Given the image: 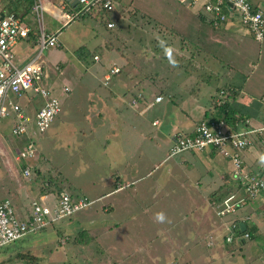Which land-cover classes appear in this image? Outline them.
<instances>
[{
	"label": "rangeland",
	"instance_id": "obj_1",
	"mask_svg": "<svg viewBox=\"0 0 264 264\" xmlns=\"http://www.w3.org/2000/svg\"><path fill=\"white\" fill-rule=\"evenodd\" d=\"M119 1H122L120 6L116 4V7L109 12L110 17L105 16L113 20L114 27L106 30L101 23L98 21L94 23L91 20L89 24L95 26L97 33L106 30L105 36L110 38V41L106 40L111 44V49L108 50L111 51L110 53L120 46L118 51L135 62L131 52H137L138 55L134 54L138 56L137 65L141 73L148 75L150 84L153 82L171 87L181 79L183 83H188V89L195 90L198 88L196 84L204 79L205 87L213 91L229 83H236L239 88H242L244 94L256 93V99L258 98L257 92L261 86L256 87V80L259 77L263 82L264 76L259 74L261 66L264 68V65L258 67L259 70L254 71L256 73L247 74L251 70L249 62L252 59L255 62L256 49L259 47V44L251 37L240 38L231 29L225 30L228 34L226 35L218 31L222 28L213 27L207 21L199 22L196 10L200 3L188 6L177 0ZM18 12L22 11L18 10ZM117 13L119 19L115 21ZM97 17L101 18L100 15ZM41 19L47 31V22L51 19L44 12L41 13ZM81 22V20L72 21L65 26H59L62 21L58 22V25L55 24L56 30H59L58 39L61 41L60 49H56L69 56L75 69L72 73L70 71L66 74L71 86L67 96L61 102L60 112L43 133L31 137L36 145L37 162L31 168L33 174L31 173L28 181L21 176L20 161L15 160L16 150L24 139L10 134L11 116L0 117V200L11 199L13 209L16 208L21 213L20 210L23 209L24 204L26 202L28 204L30 198L38 194L39 184L45 186L46 181L52 178L62 187L61 190L71 195H84L88 199L97 200L70 219L60 221L61 223L57 222L56 225L49 226V229L46 228L42 232H30L23 240L18 239L0 249V264H24V260L17 254H27L30 256L29 260L33 256L36 258L35 264H180L179 259L184 253L181 242H185L188 237H196L200 240L197 247L208 249L209 246H205V243L211 236L217 239L213 245L224 253V257L222 254L221 258L240 259L237 240L230 243L224 242L226 229L216 228V222H222L231 217L216 215L218 202L224 195V189L217 190L215 186L207 187L200 190L201 194H198V191L186 193L185 184L179 186L184 183L180 178L186 171L182 167L178 168L175 161L185 157L186 153L163 160L168 145L158 143L149 149L141 147V150L134 153L138 159L135 157V160H129L131 164L133 162L137 164V170L131 173L130 167L125 168L134 182L128 188L122 187L114 191L116 189L114 183L122 172L120 165L122 156L124 153L132 152L133 133L131 129L127 134L121 131L122 134L118 136V139L112 141V146L118 153L115 159L110 151H107L113 150L110 145L105 146L107 153L101 152L103 150L101 146L89 148V133L94 132L100 138L109 123L111 126L116 125L114 117L106 124L98 122L100 99L108 100V102L112 99H120L124 92L121 93L118 90L117 94L121 93V95L116 96L113 90L102 86L100 76L108 65H103L100 61L96 63L98 60L95 62L92 58L96 54L89 53L91 55L86 54L83 59L77 58L78 60L71 56V50L77 41H79L77 46L87 48L91 47V41H98L89 34L87 36L80 33L77 34V38L72 36L74 28H78ZM32 27L36 35L35 21ZM169 30L174 31L175 35L172 36ZM239 31L244 32L243 29ZM165 37L168 40L171 39V43L165 45L164 41L167 40ZM91 38L93 40H89ZM261 45L264 46V44ZM151 51L156 52L155 55H151L152 57L149 53ZM104 52L106 53V50ZM100 53L102 49L97 53L99 58ZM45 54L46 50L42 52L43 56ZM73 55H75L74 51ZM51 61L45 58L48 79L43 82L44 85H49L53 78L57 77L56 69L54 73ZM116 62L122 64L124 60L118 57ZM260 62L262 63L261 60ZM123 65L121 66L124 69L129 67ZM59 66L63 70L61 64ZM244 75L245 78L246 76L249 78L245 80L242 77ZM121 76L122 73L119 78ZM240 80L242 82L238 84ZM117 86L128 92L126 94L131 92V86L127 89L122 83L116 81L112 87ZM137 94L138 92L134 93V99H137ZM35 102L36 100L31 104L34 105ZM104 109L101 110V114ZM117 109L132 110L122 104H119ZM149 116H152L151 111L147 118ZM127 126L129 128V125ZM91 128L94 129L91 130ZM34 169L38 170L39 175L37 181L30 185L28 182L34 176ZM163 174L166 176V180L163 179L166 184L161 179ZM194 177L192 173L191 178ZM138 188L149 194L138 193L137 195V192L134 194ZM209 190L213 191L209 192ZM232 191L235 192V188L227 193ZM107 192L110 193L104 196ZM236 192L240 194V188H237ZM143 210L149 211L156 220L142 218ZM202 211V221L200 218L190 217L192 214L199 215ZM158 213L163 214V220L157 219ZM128 214L132 217H128ZM170 226L172 243H168L162 237L154 239L164 234L163 231H168ZM81 230L91 237V240L84 245L73 242L78 238V232ZM212 249L210 246V251ZM229 249L233 252L230 253Z\"/></svg>",
	"mask_w": 264,
	"mask_h": 264
},
{
	"label": "crops",
	"instance_id": "obj_2",
	"mask_svg": "<svg viewBox=\"0 0 264 264\" xmlns=\"http://www.w3.org/2000/svg\"><path fill=\"white\" fill-rule=\"evenodd\" d=\"M111 1L113 3V8L116 7V4L120 6V3L122 2V1L120 2L119 0H111ZM37 3L42 6L43 12L46 13L48 17L51 19L50 21L47 22L48 27L46 28L47 30L46 32L48 33L55 32V30L57 29L55 28L56 26L55 24L58 25V21L55 20V17L53 15L56 8H59L60 6L62 7L64 6L65 9H69V10L78 8L76 0H39ZM251 3L253 6L259 7L264 13V0H256V1L251 0ZM31 16L33 17V15H29L28 17L29 23H30L29 20L32 18ZM106 16L110 17L109 13L106 14ZM80 20L82 21L81 23L83 26L80 23L78 28L75 27L72 36L74 35V37L77 38V34L79 35L80 33H83V35L87 34V36L89 34L90 37H93L94 39L96 38V40L98 41L96 42L91 41V47L89 46L90 48H87L85 46H77L78 45L77 43L79 42L77 41V43H75L73 47V50H71L72 53L71 56H73L75 60H78L77 57L73 55V51L79 47L85 48L88 51V53H92V55L96 54V56H98L97 57L98 62L95 61L96 63H99L100 61L103 63V65L104 64L108 65L106 68H104L103 73L100 76L101 77L100 83L102 84V86L107 87L106 89L108 90L109 89L113 90L116 96L117 95L120 96L121 93L124 92V95H122L120 99H116V100L112 99L109 102L108 100L103 101L100 99L101 106L98 111V117H99L98 122L106 124L109 123V121H111L112 117H114L116 118L117 126L115 124L111 126V124L109 123L106 126V130L102 132V135H100V138L94 132L89 133V137H90L89 148L92 149L96 146H101V148H103L101 152L107 153V151H110L111 155L114 156L115 159L118 153L115 151L114 147L112 146V141L113 140L116 141L118 139V136L122 134V132H125L127 134L129 132V129H131L133 133L132 152L131 154L124 153L122 156V162H120V165L122 166V172L114 183L116 187L114 191H116L117 189L120 190L122 187L128 188L130 187L131 183L134 182V179L133 180L130 179L131 175L126 171L125 168L130 167L131 173H134L137 170V164L134 162L131 164L129 160L130 159L135 160V157L136 159H138L137 155L134 153L136 151L141 150V147H145L146 149H149L150 147L153 148L158 143H163L164 145H168L169 148L171 145V137L173 133L175 132L188 133L192 130L193 126L198 121L222 116L220 114V108L214 106L215 99L218 96L219 90H223L225 92L222 98L223 100L222 102H225V104L231 106L230 108L231 110L229 109L226 110V112L229 114L228 116H231V118H233L232 120L229 119L230 120L228 121L229 123L230 122L232 123L235 117L241 116L244 118L245 123L248 122L250 126L258 127L264 125V108H263L264 102H261V100H264V93H263L264 80L262 82L260 80L261 78L257 77L256 80L257 82L256 87L259 85L261 86V89L259 90V92H257L259 93L257 99H256V93H253V95H246L244 94L242 88H239L236 85V83H229L228 85L226 86L224 85V87L223 86L219 87L218 89H215L213 91H211V88L205 87V82H203L204 79H201L200 83L196 84L198 88H196L195 90L188 89L187 88L188 83L186 82L183 83V80L181 79L175 82L174 86L171 87H168L167 84H158V83L154 84L153 82H151L152 84H150L148 82V75L146 73L145 74L141 73V70L137 65L138 56H134V54L138 55L137 52H131V56L136 60L134 62L131 61L129 57H125L124 53L118 51L120 50L119 49L120 46H117V49L114 48L115 51L113 53H110L111 51H108L111 49L110 46L111 44L109 42H106V40H109L110 38L109 39L106 38L105 34H106V30H109L111 28L109 29L106 28L105 31L101 33H97L95 30V26L89 24L90 20L93 21L94 23L96 22V20H98L96 16L94 17L93 15H84L80 18L76 17L72 21L76 22ZM107 21H113V20L107 17ZM200 21H207V20L204 18L202 20L199 19V22ZM233 21H235V19L234 17H231L230 20L228 21L229 26H227L226 28L218 29V31H222L224 32V34L228 35L225 30L231 29L232 32L238 35V37L240 38H242L243 36H248L247 34H244V32L241 33L239 30L242 29H240L239 27L237 28V24ZM84 23H85V30H84ZM59 26H61V24H59ZM52 27H54V29ZM35 37L36 36H34L33 33L28 35L26 39H20L17 41V44L15 46V51L18 54V56L23 57L25 54L31 52L34 49ZM93 38L89 40H93ZM115 39H117V37ZM58 42H59V46L49 47L46 49V54L44 57L46 59L48 58L52 60L51 65H53L54 67V73H55V67L57 66V70H56L57 77L53 78L52 81L54 83L53 85L60 86L62 84H65L69 87L71 86V82L66 74L70 73V71L72 73L75 68L71 60H69V56L64 55L62 52H60L61 50L59 49L61 47V41H59L58 39ZM256 43L259 44V47L258 49H256L255 62L252 61L253 59L249 62V65L251 67L250 72L247 73L249 75L256 73L254 71L257 70L258 67H260L261 65H264L263 62L264 46L261 45L264 44V41L256 42ZM102 45H104V47H101ZM101 49H102V53H100V58H99V55H97V53H99ZM105 50L106 53L104 52ZM116 52H120V53L117 54ZM82 53H84V51H82ZM149 53L150 56L156 54L155 51H151ZM142 55L146 56L147 54L146 55L142 54ZM118 57L124 60V62H122V64H124L123 66H129L127 69H124L121 66L122 64L116 62V59ZM260 60L262 61V63L260 62ZM59 64H61L63 70L60 68ZM149 66H151L150 62H149ZM112 67H117L118 72L114 74H109V79L104 83V75H106L108 73V70ZM228 70L234 73L233 71H231L230 68H228ZM229 71H227V73ZM120 73H122L121 78H119ZM259 75L264 76V68L262 66L260 68ZM242 77H244L245 80L249 78V76H246L245 78V75ZM116 81L122 83L123 87H126L127 89H129L131 86L132 87L130 88L131 92L129 94H126L128 92L119 89L120 86H117L116 88L112 87V85ZM241 82L242 81L240 80L238 84H240ZM118 90L121 93L117 94ZM136 92H138L137 94L138 97H136L137 99H134V93ZM139 93H140V97H139ZM67 94L66 95L62 94L61 100H63L67 96ZM157 95L161 96V99L159 101L154 100V97ZM133 99H134V103H131ZM119 104L125 105L126 108L130 107L132 110L129 111L119 110L117 109ZM108 107L112 108V110L109 109ZM103 108L105 109L103 111V114H101V110ZM149 111H151L152 116L151 117L149 116L148 118H152V119L147 118ZM231 111L233 112L232 115L230 114ZM127 125H129V128ZM149 127H151V129H149ZM94 128H91V130H93ZM252 141H253L252 144L242 153V163H243L242 165L245 171L257 174L259 177H261L264 180V132H262L260 135L259 134L252 135ZM107 145H110L113 150L109 149L105 151V146ZM184 153H186L185 157L179 158V160L175 162L178 168L182 167V169L186 171L183 172V176L182 178H180L184 181V183L179 184L180 187L181 185L183 186V184L186 185L185 186L186 189L184 190L186 191V193H197L198 191V194H201L200 190L202 189L204 190V188L207 187L210 188L213 186H215L217 190L223 188L224 191L227 190L230 191L232 190V188L236 187V184H234V182L230 180L228 176L230 169L229 162L221 154L215 152L210 148H204L200 151H189ZM35 154H36V145H35ZM169 158L170 157H167V152H166L163 160ZM34 162H37V159L32 161V163ZM192 173L195 175L194 178H191ZM184 176H185V180H184ZM161 179L163 183H165L164 182V180H166L165 174L161 176ZM175 183L177 184V180L175 181ZM150 185L151 183L149 184V186ZM213 190H209V192ZM136 192L137 195L138 193L141 195L149 194V192L146 193L141 188H138V191L136 189L134 191V194H136ZM109 193L108 192L104 193V196L108 195ZM165 193L166 192H164V194ZM6 199H8L10 203L13 205L11 199L9 198ZM108 205L111 206V204ZM27 206L28 204L26 202L23 206V209H21L22 211L20 210L21 213H19V211H17L15 208L16 213H18L22 217L23 213L27 209ZM143 211H144L143 212L144 216L142 218H150L152 220H156V218L153 215L149 214V211H145V210ZM239 213L240 215L237 218ZM202 214L203 211L200 212L199 215L192 214L190 217H194L195 219L200 218V220L202 221V217H201ZM227 215L231 217L227 218L225 221L216 222L217 229L218 227L220 230L222 228L226 229L231 222H236L237 224L239 222H243L245 226L244 228L248 229V231L251 232V236L248 241L242 239L237 240L238 242L237 249H240L239 251L240 259L224 260L223 258H221L222 254L224 257V253L220 249H218L217 246L213 245L217 241L216 237L214 238L211 236L210 239L209 237L207 238L206 240L207 243H205V246H209L208 249H201L200 247H197L198 246L197 244H199L200 240H197L196 237H188L185 240V242H181L182 245L181 247H183L184 253L181 255L179 259L180 264H264V202L260 201L259 199L246 200L241 207L237 208L233 213ZM128 217L131 218L132 216L128 214ZM248 218L250 220H248ZM170 229L171 226L168 228V231L167 230L163 231L162 233L164 234L159 236H157L158 235L157 232L156 234L157 237H154V239L162 237V239H165L168 243H172L173 238L171 237ZM204 239H206V237ZM210 246H212L213 248L211 251H210ZM231 250L232 249H229L228 251L232 253L233 251ZM189 253L191 254L189 255Z\"/></svg>",
	"mask_w": 264,
	"mask_h": 264
},
{
	"label": "built area",
	"instance_id": "obj_3",
	"mask_svg": "<svg viewBox=\"0 0 264 264\" xmlns=\"http://www.w3.org/2000/svg\"><path fill=\"white\" fill-rule=\"evenodd\" d=\"M36 1L39 0H33L27 13L0 11V117L11 116L10 134L24 139L15 153V160L23 164L20 173L24 179L31 177L33 163L29 160L36 158L35 144L31 137L40 135L48 128L60 112L61 95H66L70 90L65 84L56 86L53 82L49 85L43 83L48 79V73L42 52L49 47L59 46L57 39L59 30L52 33L45 31L41 19L43 8ZM177 1L188 6L200 3L196 13L203 16L213 27L226 28L229 26L230 18L234 17L233 22L254 41H264V13L259 7L253 6L251 0ZM76 3L78 8L73 10L65 9L64 6L56 8L53 15L56 21H62L61 26L90 10L102 14L113 8L111 0H76ZM29 13L33 15L30 23ZM33 21L36 22L37 28V34H34L36 36L34 49L20 57L15 51V46L18 40L26 39L28 35L34 33ZM113 26V21L106 22L107 28ZM92 58L97 61L96 55ZM55 69L57 70V66ZM116 72L117 67L110 68L104 75V83L109 79V74ZM223 95V90H219L215 105L221 104ZM160 99V96L154 97L155 101ZM34 100L36 102L33 105L31 103ZM131 103H134V99ZM262 132L264 125L254 127L248 123V127L236 128L220 117L203 119L188 133L172 134L167 157L209 147L229 162L228 176L236 187L235 192H228L218 202L216 215L221 217L233 213L246 200L259 199L264 202V180L257 174L245 171L242 165V153L252 144V135H260ZM237 188H240V194H237ZM96 200L84 196H71L67 192H61L56 200L52 196L41 194L30 199L26 209L28 218L23 219L13 209L10 201L4 198L0 201V249L34 232L39 226L50 225L71 217ZM226 231L224 242L227 243L248 238V232L240 231L236 222H231Z\"/></svg>",
	"mask_w": 264,
	"mask_h": 264
},
{
	"label": "trees",
	"instance_id": "obj_4",
	"mask_svg": "<svg viewBox=\"0 0 264 264\" xmlns=\"http://www.w3.org/2000/svg\"><path fill=\"white\" fill-rule=\"evenodd\" d=\"M0 2L2 3L1 5H2V7L0 8L1 10L0 11H3V10H6V11H13V12H18V10H21L23 13H27V12H29L30 11V7H31V5H32V3H33V0H0ZM252 4V3H251ZM109 12H105V13H100V12H98V11H95V10H90L87 14H84V15H93L94 17L96 16L97 17V15H100L101 16V18L99 19L98 17H97V19L98 20H96V21H98L99 23H101L105 28H107L106 27V22H107V18L105 17L106 16V14H108ZM197 14V17L199 18V19H204L201 15H199L198 13H196ZM83 14H80V15H78L77 16V18H80V17H82V16H84ZM118 16H116L115 17V21H118ZM160 27H162V28H164V26H160ZM109 29V28H108ZM169 32L172 34V36H174L175 35V32L174 31H172V30H169ZM244 34H246L245 32H244ZM248 35V34H247ZM249 36V35H248ZM251 37V36H250ZM252 38V37H251ZM165 39H167V40H165L164 41V44L165 45H167V44H169V43H171V39H169L168 40V38L167 37H165ZM253 40V39H252ZM254 41V40H253ZM80 47L79 48H77L76 50H74V53H75V56L77 57V58H79V59H83L84 57H85V55L86 54H89L88 53V51L85 49V48H81V50L82 51H84V53H80ZM89 55H91V54H89ZM224 92V91H223ZM224 94H225V92H224ZM223 101V100H222ZM214 106H216V107H219L220 108V114L222 115V116H219L220 118H222L223 120H225L226 122H228V121H230L229 119H233V118H231V116H228L229 114L226 112V110H231L230 108H231V106L230 105H228V104H225V102H221V105L220 106H217V105H214ZM230 114L232 115L233 114V112L231 111L230 112ZM229 123V122H228ZM227 123V124H228ZM232 125L233 127H236V128H238V127H248V124L247 123H245V121H244V118L243 117H241V116H237V117H235V119H234V121L231 123H229V125ZM207 148H209V147H207ZM210 149H212V148H210ZM212 150H214V149H212ZM215 151V150H214ZM216 152V151H215ZM173 157V156H172ZM35 159H37V156H36V158H34V159H30L29 161L30 162H32L33 160H35ZM35 170V172H34V176L32 177V179L28 182V184H33L35 181H37V179H38V175H39V172H38V170H36V169H34ZM30 178H28V179H25V180H29ZM53 179V178H52ZM48 179L47 181H46V184H45V186H43V184L41 185V184H39V192H38V194H36V196H39V195H41V194H47V195H49V196H52L55 200L57 199V197H58V195L61 193V192H66V191H64V190H61L62 189V187L61 186H59V185H57L56 184V182H55V179ZM228 191V190H227ZM227 191H224V195L223 196H225L226 194H227ZM68 193V192H67ZM71 195V194H70ZM71 196H75V195H71ZM80 196H84V195H80ZM223 196H222V198H223ZM84 197H86V196H84ZM214 198V197H213ZM3 200V199H2ZM217 201H218V199H217ZM29 203V202H28ZM83 210V209H82ZM81 211V210H80ZM79 212V211H78ZM77 213V212H76ZM75 213V214H76ZM75 214H73L71 217H73ZM28 213H27V210H26V212H24L23 213V215H22V217H23V219H27L28 218ZM71 217H69V218H67V219H70ZM64 220H66V218L64 219ZM62 222L63 220H58V221H55L54 223H51L50 225H46V226H39L36 230H34V232L35 233H38V232H42V231H45L46 230V228H48L49 226H54V225H56V223L57 222ZM60 222V223H61ZM49 229V228H48ZM51 230V229H50ZM243 231H246V232H248V238H250V236H251V232H249L248 231V229H244ZM242 231V232H243ZM27 235V234H26ZM24 237L25 236H23V237H21L20 238V240H23L24 239ZM91 240V237H90V235L89 234H87V232H85L84 230H81V231H79L78 232V238L77 239H74L73 240V242L74 243H78V244H82V245H84V244H87L89 241ZM8 246V245H7ZM6 247V246H5ZM19 257H21L23 260H24V264H35L34 263V261L36 260V258H34L33 256L31 257V259L29 260V255H27V254H23V255H19V254H17ZM34 258V259H33Z\"/></svg>",
	"mask_w": 264,
	"mask_h": 264
},
{
	"label": "clouds",
	"instance_id": "obj_5",
	"mask_svg": "<svg viewBox=\"0 0 264 264\" xmlns=\"http://www.w3.org/2000/svg\"><path fill=\"white\" fill-rule=\"evenodd\" d=\"M157 96H158V95H157ZM160 97H161V96H160ZM34 163H35V162H34ZM34 163H33V164H34ZM20 164H21V163H20ZM22 165H23V164H21V166H22ZM163 218H164V217H163V214H162V213H158V214H157V219H158V220H163ZM239 223H240V222H239ZM239 223H238V224H239ZM241 223H243V222H241ZM244 227H245V226H244ZM238 228H239V227H238ZM244 229H245V228H244ZM244 229H243V230H244ZM239 230H240V229H239ZM243 230H240V231H243Z\"/></svg>",
	"mask_w": 264,
	"mask_h": 264
},
{
	"label": "water",
	"instance_id": "obj_6",
	"mask_svg": "<svg viewBox=\"0 0 264 264\" xmlns=\"http://www.w3.org/2000/svg\"><path fill=\"white\" fill-rule=\"evenodd\" d=\"M238 227H239L240 230H243V229H244V224L240 222V223L238 224Z\"/></svg>",
	"mask_w": 264,
	"mask_h": 264
}]
</instances>
